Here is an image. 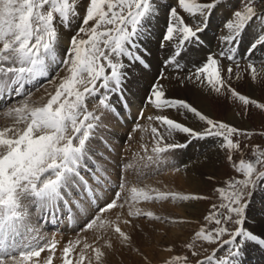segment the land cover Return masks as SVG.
Returning <instances> with one entry per match:
<instances>
[{
  "label": "snow or ice",
  "instance_id": "6c2138e0",
  "mask_svg": "<svg viewBox=\"0 0 264 264\" xmlns=\"http://www.w3.org/2000/svg\"><path fill=\"white\" fill-rule=\"evenodd\" d=\"M220 2L177 0L176 6L168 9L169 19L161 47L165 42L173 47L166 64L179 68L186 48L203 47L201 35L207 30L209 19ZM154 3L155 0H0V96L26 95L19 106L7 112L13 122L0 127V264H40L41 253L46 249L52 254L43 264H52L57 241L53 239L49 243L38 234L33 235L36 229L24 223L27 218L24 201H31L49 215H55L61 202L69 206L68 200L73 199L74 192L95 197L91 187L83 191L88 185L83 173L88 172L97 181L100 179L97 173L101 170L95 167V163V171L88 168V162L93 159L91 141L96 138L104 116V112L97 114V110H114L111 95L119 93L122 96L128 68L133 63H146L141 50L148 25L158 12ZM81 9L84 12L80 17L81 23L61 58L58 29L70 27L71 20L80 16ZM181 10L193 23L180 14ZM196 17L202 19L196 21ZM257 20L264 24V11L257 12L255 0H243L241 7L232 11L224 23L228 34L218 37V51L209 52L201 66H194V71L185 80L206 83L217 93L226 89L244 105L253 104L264 109V104H258L231 87L228 82L233 76L231 63L226 70L227 78L222 76V61L236 60L240 37ZM259 46H264V35L257 36L246 54L250 55ZM53 67L57 72L64 69L66 75L59 77L54 94L48 93L50 98L40 105L31 100L30 92L25 94V87L41 79L52 83L56 79H49ZM248 68L253 81L264 72L251 61ZM92 100L97 101V105L89 111L88 104ZM146 102L157 110L184 109L194 114L207 125L202 131L163 115L148 119L159 121L167 137L179 132L194 139L219 138L221 149L228 152L229 162L233 160L232 152L240 149L239 141H234L233 136L252 135L247 130L210 118L186 100L168 98L162 84L152 86ZM139 118H143V111ZM152 133L156 146L151 151L156 158L190 143H165V135L155 127ZM253 157L247 161L241 158L233 164L235 170L242 173V179L231 178L225 181V186L215 189L223 202L211 205L204 219L216 227L202 226L194 235L215 243L217 247L196 264H244L245 249L249 245L264 247V232L257 233L246 227L250 199L257 187L264 186V172L257 174V166H264V151L254 146ZM148 159L151 161L153 157ZM126 185V180L118 183L112 199L99 207L97 214L82 229L98 232L96 243L104 240V235L111 230L112 236L104 240L103 245L94 247L85 243L83 246L94 253L96 264H103L106 253L102 248L111 251L113 239L148 260L139 248L134 247L132 235L121 227V224L132 226L131 218L141 216L161 220L152 211L136 208L134 205L140 200L207 199L197 194L156 189L146 191L137 187H132L131 195L126 197L123 195ZM249 188L252 191H248ZM125 206L128 207L129 218L122 219V213H117L115 220L107 217L110 211L124 209ZM225 235L229 238L222 239ZM74 243L79 244L80 241H69L63 248V264H73L70 253L74 251ZM187 247L192 249L193 245L190 243ZM192 255L197 253L193 251ZM181 259L186 260L187 257L174 256L164 260L163 264H174ZM84 260L85 255L81 252L79 262Z\"/></svg>",
  "mask_w": 264,
  "mask_h": 264
},
{
  "label": "bare ground",
  "instance_id": "6f19581e",
  "mask_svg": "<svg viewBox=\"0 0 264 264\" xmlns=\"http://www.w3.org/2000/svg\"><path fill=\"white\" fill-rule=\"evenodd\" d=\"M160 1L163 2V5H158L156 6V8L158 9L157 13L161 15L164 12L165 5L170 3L171 0ZM222 4L224 7L228 6L226 2H223ZM227 14H229L230 18L231 13L228 11ZM227 14L225 13L222 15L228 17ZM218 17L219 16H217L216 14L211 15L207 30L205 32V38L208 37L214 39V46H220L218 37L213 35L214 31H216V28L219 27H216L217 23L219 24L220 22ZM197 18L200 19V17ZM220 23L224 25L225 22L223 23V21H221ZM222 25L219 29V37L228 34L227 30L224 29ZM151 26L154 27L153 25ZM253 29L254 30H250V28H248L243 34L242 45L243 51L245 53H247L250 44L257 38L258 33L256 32L255 27ZM64 35L65 34H63V36H61L58 40V46L61 50H65L68 47L69 43L68 36ZM262 35H264L263 32ZM155 40V38H152V41ZM201 50H203L201 52L207 51L204 47ZM257 50L261 52L258 58L264 59V46L257 47L254 53ZM153 56L154 61H159L154 55V52ZM157 61L154 62V64H158ZM193 61L191 60V62ZM189 65L190 64H188V66ZM146 77L147 75H142V78H145V80L147 79ZM150 77H152V75ZM145 80L142 79L144 87H142L141 92L138 93V95L134 94L135 97H131L126 105L118 103L117 99H115V101L111 100V103L115 106V108L114 110L106 111L102 120L101 127L96 132V138L92 140L94 146L99 147L100 149L99 154L92 152L93 159L88 162V168L89 170L95 171V168L93 167V163H95V167L101 170L97 173V176H99L100 179L97 181L92 176H90L88 172H84L83 175L88 181V185L83 188V191H87V188L91 187V189L95 193V197H93L91 194L87 196L77 195L74 192L73 199L68 200L69 206H65L63 202H61L59 209L55 215H49L47 211L34 206L31 201H24V203L27 205V210L32 211L31 204L34 206V211H32V213H30L29 211L27 213V218L24 221L25 225L31 226L36 229V232L33 233V235L38 234L49 243L53 239L57 241L52 264H63V248L68 244L69 241L75 242L77 240H79L80 243H74V251L70 253V259H72L73 264H96L94 253H92L91 249H84V244L87 243L89 245H93L94 247L101 246L104 244V240H107L112 236L111 230H109L104 235V240H100L98 243H96V238L99 233L94 230L82 231L83 228L81 227V229L80 225H86V220L89 219L90 216L92 217L96 215V208H98V206L105 201V197L100 194L98 189L107 191V195L109 198L113 196V185L116 184L110 182L109 180L113 179L114 182L118 180V175L120 172L118 163L119 160L124 157V154H121V148L117 143V139L121 138V134L127 131L129 128L133 127H136L133 129L138 132L136 138L133 139V142L130 145L131 149L129 151V156L126 158L128 160H125V163L127 162L125 168L127 169L126 172L128 173V176H124L122 178V183H124L125 180L127 181L126 188L129 187V184L131 183L129 175L132 167H128L129 164H133L134 167H137V165L141 161H143V159H148L149 156L157 159L151 151L152 148L156 146L153 139L152 128L156 127V125L154 124L157 122V120L148 119V117H156L157 112L155 111L154 106L152 107V105H149L148 108L142 98L148 86V82ZM181 81H184L183 85L181 84ZM37 82L26 86L24 90L25 93L29 90V87L34 86L35 84H37ZM254 91L255 88H253V92ZM166 95L168 98H180L182 100H187L188 103L196 107L205 115L214 113L210 108V106L213 107L211 99L210 103H208L204 99L206 96L203 89L194 86L193 83H190V81H187L182 77H177V79L172 82L171 90L166 93ZM2 97L3 99L0 105H2L3 103H7V98L5 96ZM12 98H15V96H12ZM164 110L166 112H171L170 109ZM141 111H143L142 119L139 118ZM187 115L189 118L190 115H193V117L198 120V118L195 117L194 114L184 109L182 113L178 112L176 115L177 117L174 119L194 129V125L183 119V116L186 117ZM228 116H230L233 122L244 123V121H241L238 116L232 112H228ZM12 122V117H4L0 120V127L8 126ZM157 125H159L158 129L161 130V133L165 135V143L183 144L186 143L187 140L192 139L190 143H187V148L183 147L179 151L181 156L178 157L177 152L175 153L176 157L180 158V160L177 164L175 163L176 166L174 167V170L167 171V173H165L160 181L161 183L157 185V190L176 192L180 194H201L205 190L206 183L211 177L213 171L216 169V167L212 165V163L214 161L216 162V160L214 159L218 157V154L220 153V147H215V145H213L211 141L200 142L198 139L191 138L186 134L179 132L175 133L171 137H167L161 125ZM135 152H137V154L132 156V154ZM161 160L159 159L155 161ZM177 169H179V171H177ZM121 174L123 173L120 172V175ZM123 195L128 197L131 194H129L125 190ZM65 199L68 198L65 197ZM258 199V206H255L251 203L254 209L247 210L246 224L248 225V228L252 229L254 232L262 233L264 232V206H260L259 204H262L264 200L260 195L256 200L258 201ZM134 206L136 208H142L145 206L142 211H152L155 215L161 217V220H150L141 216L137 218H131L132 226L121 224L122 229L132 235L134 247L139 248L141 252H143L144 255L147 256L148 260L145 261L140 255L137 254V252H135L131 248L122 246L118 241L113 239V249L111 251L107 250L106 248H102V250L106 253L103 259V264H158L160 261L164 260L168 256V254L170 255L171 252L168 253L167 250L182 244L187 238L190 239L189 234L192 229H195L194 224H196V219L194 216L199 215L201 212L200 208H202L196 202V200L181 201L172 200L171 198L164 201L140 200L138 203H135ZM117 209L118 213H122V219L129 218L127 216V206H125L123 210L119 208ZM115 211L116 209L107 213V217L115 220L117 215ZM86 217L87 219L83 220ZM179 220H183L186 222H170ZM48 228H52V230H54L50 235H48L49 233H47L49 232L47 231ZM81 252H83V254L85 255V260L79 262V255L81 254ZM256 252H261V250H259L255 245H249L245 249V254L243 257L244 264L259 263L257 257L260 255H257ZM49 254L52 253H50L47 249L41 253V257L39 258L40 264H43V261Z\"/></svg>",
  "mask_w": 264,
  "mask_h": 264
},
{
  "label": "rangeland",
  "instance_id": "374dc122",
  "mask_svg": "<svg viewBox=\"0 0 264 264\" xmlns=\"http://www.w3.org/2000/svg\"><path fill=\"white\" fill-rule=\"evenodd\" d=\"M200 2H208V0H200ZM223 2L224 3L226 2L228 6L224 7L222 4ZM242 2L243 0H221L219 6L216 9H214L212 14H216L217 16H219L218 18L220 22L223 21L224 23L227 19H229V14H227V12L229 11L230 13H232V11H234L235 9L240 8L242 5ZM161 4L163 5L162 1L155 0L154 7L161 5ZM176 4H177V0H171L170 3L165 5L164 12L161 15L156 13V15L152 18L151 23L148 25V33L146 35L147 37L145 36L143 39V46L141 50L146 63L145 64L133 63L131 67L128 68L127 79L124 81L122 85V89H123L122 96L119 93H114L111 95L112 101H115V99H117L118 103L122 105H126L129 102L131 97H135L134 94L138 95V93L141 92L142 87H144L143 85L144 83H142V79L145 80V78H142V75L143 76L147 75L146 77L147 79L145 81L148 82V86L142 98L145 102V105L148 106L149 108V105L151 104L146 102V98L149 95L150 90L154 84H162L164 86V90L166 91V93H168L171 90L172 82L175 79H177V77L178 78L182 77L183 79H185V77H187L190 73L194 71V66L195 67L201 66V64L204 62V58L208 55L209 52L216 53L218 51L220 46H214L215 45L214 39L208 38V37L205 38V32H206L205 31L201 35V39L203 41V47L206 48L207 50L206 52H201L203 51L201 50L203 47L194 48V50L193 48H186L185 55L183 59H181L180 61L179 68H177L174 64L165 63L166 59L169 57V55L172 52L173 45L171 43L165 42L164 46L161 47L162 36L165 32L167 22L169 19L168 9L172 6H176ZM255 7L258 13L264 11V2H262V0H255ZM225 13L228 15V17L222 15ZM83 14L84 12L81 9L80 16L71 20L70 27L68 28L60 27L58 29L59 38L63 36V34L68 36V40H69L68 47L70 45L72 36L76 34V28L81 23L80 17H82ZM180 14L182 16H185V19L189 23H193V21L188 20L187 15L182 10L180 11ZM200 19L202 18L200 17ZM200 19L197 17L195 18L196 21H199ZM220 22L219 24L217 23L216 25V27L219 26L218 28H216V31H214V33L212 32L213 35L217 37H219L218 36L219 29L222 25ZM151 25H153L154 27H152ZM222 26L224 27V25ZM254 27L256 29V32L258 33L257 36L262 35V32L264 34V24H262L259 20L254 21L249 28L250 30H254L253 29ZM242 37L243 35L240 37L239 49L237 52L236 60L222 61V76L227 78L226 70H227L229 63H231L232 68H233V76L228 81L231 84V87L234 88L239 93L248 96L250 99L256 100L258 104H264V72H261V74L258 75L257 79L253 81L251 79L249 68H248L249 62L251 61L253 64H255L258 70L264 69V59L258 58L261 53L259 50H257L255 53L253 52L250 55L246 54L243 51ZM152 38H155L156 40L152 41ZM58 51L60 53L61 58H63L64 50H61L60 47L58 46ZM153 52H154V55L159 60V61L156 60L158 64H154V62L156 61H154L153 59L154 58ZM194 54L197 56H195ZM191 60L192 61L194 60V61L191 62ZM188 64L190 65L188 66ZM150 74L152 75V77H150L151 76ZM64 75H66V72L64 71V69H60L57 72L56 68L53 67V69L50 72L49 79L51 80L53 77H56V79L52 83H48L44 79H41L37 82V84H35L32 87H29L28 88L29 90L25 94L30 92L31 100L38 102V104L42 105L47 102V99L50 98L48 93L54 94L55 86L56 84L59 83V77H63ZM162 76H163V79H161ZM237 76H239V79H237ZM190 83H193V82L190 81ZM193 85L199 87L200 89H203L205 96H206L204 99L208 103H210V99H211V103L213 104V107L210 106V108L211 110H213L214 113L206 114L207 116L217 121H223V122L229 123L230 125L235 126L238 129L247 130L248 132L252 133V135L250 137L244 136V135H234L233 136L234 141H239L240 149L234 150L232 152L233 160L231 162H229V160L227 159V155H228L227 150L221 149L220 144L222 143V141L219 138L198 139L200 142L211 141L212 144L215 145V147L217 148L220 147V153L218 154V157L214 159L216 160V162L214 161L212 163V165H214L216 169L213 171L211 177L206 183L205 190L201 194H199L200 196L207 197V199L196 200V202L202 208H200V211H201L200 214L194 216L196 219V222H195L196 224H194L195 229H192V231L189 234L190 239L187 238L185 242H183L182 244L167 250L168 253L170 252L171 253L170 255L168 254V256L164 260L170 259L171 257H174V256L187 257L186 260L181 259L178 261H174V264H196L198 260H202L208 255H210L212 253V250L217 247L215 243H208L206 241H203L202 239L197 238L194 235L195 232L199 231V229L202 226H206L209 229L216 227L215 224H209L204 219V217L210 211L211 205L213 204L219 205L220 203L223 202L220 199V194L216 192L215 189L217 188V186H222V187L225 186V181L231 178H237V179L243 178L242 173L237 172L235 168L233 167V164L237 163L241 158H244L246 161L253 159L254 158L253 157V147L254 146H259V150L264 151V109H260L259 107L253 104L244 105L242 101H239L237 98L232 97L231 93L228 92L226 89L222 90L220 93H217L211 90L206 83L204 84L193 83ZM252 87L255 88L254 92H253ZM6 98H7V103H3L2 105H0V120L3 119L4 117H7V112L9 109L19 106L20 103L26 98V95L15 96V98H12V97H6ZM2 99L3 97L0 96V103ZM177 99H180V98H177ZM96 105H97V101L95 100L90 101L88 104L89 111L95 109ZM170 110L171 112H166L165 110L155 109V111L157 112V116L170 115L167 117L171 119L176 118L177 117L176 115L178 112L179 113L183 112V109H170ZM99 112H104V115L106 113V111L103 109H98L97 114H99ZM228 112L230 113L232 112L236 114L241 121H244V123L233 122L230 116H228ZM183 119L187 120L192 125H194V130L202 131L204 128L207 127L205 122L198 121L196 118L193 117V115H190V118L188 117V115L186 117L183 116ZM157 124H160L159 121H157L154 124L156 125L155 128H158L159 125ZM133 128H136V127H133ZM133 128H129L127 131L123 132L121 134V138L117 139V143L121 148V154H124V157H122L119 160L118 168L120 172H122L124 175L123 174L120 175V172H119L118 180H116V182H114L113 179L109 180L110 182H113L114 184H116V185H113L114 191L117 188V184L122 183L123 181L122 178L124 176H128V173L126 172L127 169L125 168L127 162L125 163V160H128L126 158L129 156V151L131 149L130 145L132 144L133 139H135L138 134V132L135 131ZM191 140H187V142L188 141L191 142ZM91 148L93 150V153L99 154L100 148L95 147L92 141H91ZM181 148L172 149L162 154L159 158L160 160L162 159L161 161H155V160H159L158 158L157 159L153 158L151 161L149 159H143V161H141L137 165V167L133 166L130 170V175H129L131 183L129 184V187H127L125 190L129 194H131L130 189L132 187L144 188L146 191H150L152 189L157 190V185L161 183L160 181L165 175V173H167V171L174 170V167L180 160V158L176 157L175 153L177 152L178 157L181 156V154L179 153ZM184 148H187V146ZM135 154H137V152L133 153L132 156ZM141 166H144V167H141ZM259 172H264V166H257V174ZM98 191L100 192V194L103 195V197H105V201L101 205L98 206L99 208V207H103L105 203L109 202L113 196L109 198L107 195L108 194L107 191H104L102 189H98ZM248 191H252V189L249 188ZM151 194L154 195L155 193L151 192ZM259 195L264 200V186L257 187L255 189L254 195H252L250 199L249 207L247 208V210L254 209L253 205L258 206L257 204L259 203V199L258 201L256 199L259 198ZM259 205L264 206V201L262 204L260 203ZM144 207L139 208V209L142 210ZM31 208H32V211H34L33 210L34 206L32 204H31ZM98 208H96L95 211H97ZM29 211L30 213H32L31 210H27V213ZM115 213H118V209H116ZM90 218L91 216L89 217V219H87L86 217L83 220L87 219L86 220L87 221L86 224H87ZM84 226L85 225H82V226L80 225V228L81 227L84 228ZM230 227L234 228L235 225H230ZM246 227H248L247 224H246ZM47 231H49L47 233H49L48 235H50L54 230H52V228H48ZM228 238H229L228 235H225L222 237V239H228ZM190 243L193 245L192 249H189L187 247V245ZM258 249L261 250V252H256V254L264 258V247H258ZM193 251L197 253L196 256L192 255ZM222 254L223 253H220V255ZM260 256L257 257L259 260V263L264 264V259ZM164 260L160 261L158 264H163ZM259 263H254V264H259Z\"/></svg>",
  "mask_w": 264,
  "mask_h": 264
}]
</instances>
